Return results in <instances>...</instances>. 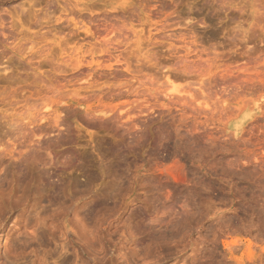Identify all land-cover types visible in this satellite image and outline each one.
Returning a JSON list of instances; mask_svg holds the SVG:
<instances>
[{"label": "clouds", "instance_id": "obj_1", "mask_svg": "<svg viewBox=\"0 0 264 264\" xmlns=\"http://www.w3.org/2000/svg\"><path fill=\"white\" fill-rule=\"evenodd\" d=\"M0 264H264V0H0Z\"/></svg>", "mask_w": 264, "mask_h": 264}]
</instances>
